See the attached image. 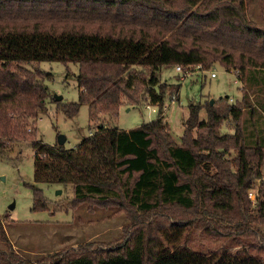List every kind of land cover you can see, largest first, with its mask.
Wrapping results in <instances>:
<instances>
[{
    "label": "trees",
    "instance_id": "trees-1",
    "mask_svg": "<svg viewBox=\"0 0 264 264\" xmlns=\"http://www.w3.org/2000/svg\"><path fill=\"white\" fill-rule=\"evenodd\" d=\"M207 1V10L201 12L187 8L188 0L179 9L163 0H0L3 15L29 8L90 15L94 20L47 28L0 25V151L21 132L27 135L25 118L37 119L48 111L50 93L38 79L43 72L34 74L22 64H79V102H58L69 117L76 116L83 104L90 106L92 119L116 117L125 101L140 105L146 100L159 107L152 122L131 130L101 125L74 149L33 141L37 183L72 186L75 208L85 204L89 212L94 207L117 208L113 213L124 210L134 220L124 236L63 249L52 255L51 264H221L219 252L186 245L150 261L151 240L144 218L170 220L169 211L175 208L193 210L195 215L180 221L172 218L169 226L191 230L200 222L206 225L204 231L214 232L219 219L233 222L225 236L235 239L241 232L261 237L249 225L247 213L242 222L238 219L236 202L248 204L244 192H249L253 173L262 178V124L251 122L246 131L236 126L231 136H220L218 130L229 118L240 121L247 103L251 107L248 90L264 93V28L250 20L244 0ZM215 63L237 72L238 81L248 88L243 101L191 104L182 144H178L164 122L166 84L159 73L165 66H180L182 73L201 66L207 72ZM138 88L144 98L138 96ZM203 107L207 118L199 120ZM261 114L264 103L252 106V119ZM230 141L238 152L236 172L223 160ZM28 186L33 191V210H48L43 190ZM259 192L258 213L263 219L264 181ZM0 236L7 241L1 220ZM12 255L3 253L5 264H27Z\"/></svg>",
    "mask_w": 264,
    "mask_h": 264
},
{
    "label": "rangeland",
    "instance_id": "rangeland-1",
    "mask_svg": "<svg viewBox=\"0 0 264 264\" xmlns=\"http://www.w3.org/2000/svg\"><path fill=\"white\" fill-rule=\"evenodd\" d=\"M171 8H181L184 0H163ZM182 4L180 5V2ZM187 8L191 6L196 11L204 12L208 8L207 0H188ZM250 20L264 28V0H244ZM92 14V13H91ZM94 15V14H92ZM97 18V14L94 15ZM94 18V17H92ZM94 20L90 15H75L66 11L56 10H31L25 8L11 15L0 12V25L5 23L18 26L34 25L47 28L49 25L57 27L64 24H91ZM7 25V24H6ZM237 48L238 45L235 44ZM34 74L42 71L38 76L39 81L45 85L50 93L48 111L35 119L25 118L27 135L15 136L14 141L8 143V148L0 151V220L3 224L7 241L0 236V264H5L3 253H13L14 260L21 258L27 264H51L52 255L66 248H77L81 244L90 242L109 243L125 235V231L134 223L130 214L124 212L113 213L117 210L94 207V212H89L87 205L74 207L72 186L58 184L37 183L35 181L36 155L33 141H42L55 146L59 143L60 136H65V147L76 148L83 137L95 134L98 127L104 125L108 128L131 130L145 123L157 119L158 108L150 106L148 102L140 105L125 101L120 107L118 115H99L92 119L90 106L83 104L79 113L74 117L67 116L59 107L55 96H62L63 103L79 102L81 89L78 85L79 64L61 62H41L22 64ZM216 71L217 77L211 78L210 73ZM237 72H227L219 63H215L207 72L194 71L186 77L184 73L176 71L175 66H165L159 73L162 84H166V96L163 108L166 129L173 140L182 144L185 131V121L189 117L191 104L209 105L214 100L213 106L221 104H241L248 88L239 82ZM264 86V81L262 83ZM256 90V89H255ZM138 96L144 98L143 89L138 88ZM159 91V90H158ZM251 91V92H250ZM248 90L251 94L245 113L237 123L229 118L219 127L220 136H231L236 133L235 127H243L242 131L250 128L249 123L262 124L264 129V115L250 116L252 106L264 103V93ZM228 97V100L224 98ZM224 99V101H223ZM60 103V102H59ZM244 105V103L242 104ZM201 110L199 120H206L207 114ZM155 108L156 111H152ZM249 125V126H248ZM197 136V132L193 133ZM230 147L224 153L223 160L232 172H236L234 159L238 152ZM225 151V149H220ZM261 179L255 178V173L250 179V189L247 195L248 204L240 205L236 202V215L243 221L247 213V221L258 236L246 237L241 232H236L235 239L225 236L226 228L230 224L225 220H217L214 228L216 231H204L206 226L197 222L191 230L176 225L169 226L173 220L180 221L183 217L193 218V210L185 211L180 208L171 209L170 220L160 216L145 217L148 238H150L149 259L153 261L166 253L173 251L178 246L186 245L194 250L203 252H219L223 256L221 264H264V217L258 213L259 191L264 181V163L261 167ZM41 188L48 200V210H33V191L28 185ZM226 186L228 183H225ZM250 193L253 195L250 196ZM14 204V209L11 205ZM252 219H251V218ZM241 221V222H242ZM11 243L12 247L9 246ZM87 246V245H86ZM46 262V263H45Z\"/></svg>",
    "mask_w": 264,
    "mask_h": 264
},
{
    "label": "built area",
    "instance_id": "built-area-1",
    "mask_svg": "<svg viewBox=\"0 0 264 264\" xmlns=\"http://www.w3.org/2000/svg\"><path fill=\"white\" fill-rule=\"evenodd\" d=\"M200 69H201V66H196V70H200ZM176 71L179 72V73H182V68H181L180 66H177V67H176ZM193 73H194V71H190V70H188L187 72L184 73V76L188 77V76H190V75L193 74ZM210 76H211V78H216V77H217V73H216V71H212V72L210 73ZM152 111H153V112L156 111L155 108H152ZM252 195H253V194L250 193V196H252Z\"/></svg>",
    "mask_w": 264,
    "mask_h": 264
},
{
    "label": "water",
    "instance_id": "water-1",
    "mask_svg": "<svg viewBox=\"0 0 264 264\" xmlns=\"http://www.w3.org/2000/svg\"><path fill=\"white\" fill-rule=\"evenodd\" d=\"M55 100H56V102H61L63 100V97L57 95V96H55ZM213 104H214V100L211 101V105H213ZM65 142H66L65 136H60V138H59V144L60 145H64ZM14 207H15V205L12 204L11 205V209H14Z\"/></svg>",
    "mask_w": 264,
    "mask_h": 264
}]
</instances>
